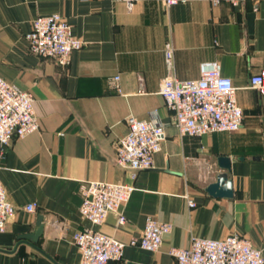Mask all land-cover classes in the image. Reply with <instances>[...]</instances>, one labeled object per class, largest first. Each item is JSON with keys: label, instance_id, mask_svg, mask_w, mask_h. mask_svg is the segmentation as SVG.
Returning <instances> with one entry per match:
<instances>
[{"label": "crops", "instance_id": "1", "mask_svg": "<svg viewBox=\"0 0 264 264\" xmlns=\"http://www.w3.org/2000/svg\"><path fill=\"white\" fill-rule=\"evenodd\" d=\"M52 14L65 17L85 43L67 66L32 54L25 39L37 17ZM207 61L220 62L237 88L243 126L200 139L182 136L160 86L167 77L198 80ZM262 69L264 0L237 7L143 0L132 10L115 0H0V77L33 95L40 124L39 131L15 138L0 158V176L16 208L0 233V264H80L77 232L93 228L128 242L140 237L148 218L174 226L161 250L128 246L121 260L109 264H179L171 247L232 234L250 239L264 254V97L250 88ZM130 116L166 126L155 167L135 180L116 162ZM219 157L231 159L233 198L206 190L225 171ZM92 181L135 186L122 210L123 225L116 214L98 226L81 215V188ZM30 204L35 212L26 209ZM39 216L45 226L39 241L22 239L37 231Z\"/></svg>", "mask_w": 264, "mask_h": 264}, {"label": "built area", "instance_id": "2", "mask_svg": "<svg viewBox=\"0 0 264 264\" xmlns=\"http://www.w3.org/2000/svg\"><path fill=\"white\" fill-rule=\"evenodd\" d=\"M87 1V0H84ZM132 10L143 0H115ZM246 0H162L166 7L192 2H207L213 6L229 3L239 6ZM32 54L55 59L60 65L71 62L72 53L82 49L84 42L73 34L69 21L60 14L39 16L25 36ZM173 51H166L167 64L172 67ZM198 80L179 81L167 77L159 93L173 112L174 124L180 135L202 138L218 132L239 131L244 122V109L237 99V88L231 78L224 76L218 61L203 62ZM116 90L121 93L120 76L113 77ZM250 88L264 97V69L250 79ZM128 133L117 141L116 162L129 169L133 180L138 172L155 167V156L162 151L166 139L165 124L157 121L128 118ZM40 130L33 95L16 84L0 77V158L15 138H25ZM1 169V167H0ZM136 190L125 183L88 182L82 188L81 215L93 225H102L110 214L118 216L123 225L126 217L122 210ZM191 208L196 207L189 200ZM35 212L36 204L26 207ZM16 208L9 201L0 176V233L5 232ZM173 224L148 218L140 237L121 241L93 228H86L74 236L80 250V264H109L121 260L128 246H137L158 252L165 237L173 231ZM169 254L179 264H264L263 250L241 235L232 234L223 239L193 237L187 248L171 247Z\"/></svg>", "mask_w": 264, "mask_h": 264}, {"label": "water", "instance_id": "3", "mask_svg": "<svg viewBox=\"0 0 264 264\" xmlns=\"http://www.w3.org/2000/svg\"><path fill=\"white\" fill-rule=\"evenodd\" d=\"M217 164L220 169L225 171L219 173L217 175L216 182L211 183L206 190L213 197L233 198V181L229 178V172L231 171V159L229 157H219L217 159ZM37 227L38 229L36 232L24 234L21 236V238L37 243L40 237L43 235L45 229L42 216H39L38 218Z\"/></svg>", "mask_w": 264, "mask_h": 264}, {"label": "rangeland", "instance_id": "4", "mask_svg": "<svg viewBox=\"0 0 264 264\" xmlns=\"http://www.w3.org/2000/svg\"><path fill=\"white\" fill-rule=\"evenodd\" d=\"M47 16H49V15H47ZM38 18V17H37ZM26 36V35H25ZM30 51V50H29ZM42 59H45V58H42ZM50 59V58H49ZM55 60V59H54Z\"/></svg>", "mask_w": 264, "mask_h": 264}]
</instances>
